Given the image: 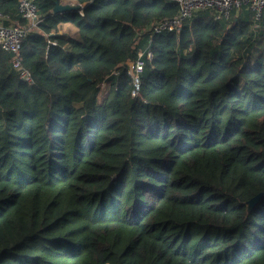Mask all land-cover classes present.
<instances>
[{"label":"trees","instance_id":"16d2710c","mask_svg":"<svg viewBox=\"0 0 264 264\" xmlns=\"http://www.w3.org/2000/svg\"><path fill=\"white\" fill-rule=\"evenodd\" d=\"M62 1L22 42L32 83L0 46V264H264V14L151 36L133 96L139 32L177 4Z\"/></svg>","mask_w":264,"mask_h":264},{"label":"built area","instance_id":"2783aa9c","mask_svg":"<svg viewBox=\"0 0 264 264\" xmlns=\"http://www.w3.org/2000/svg\"><path fill=\"white\" fill-rule=\"evenodd\" d=\"M177 4V13L174 16L155 19L147 23L140 32V38L144 40V47H140L138 55L134 59L126 62L125 68L132 77V95L136 96L140 91V75L143 72L145 58L153 57L151 50V36L166 33L167 31H179L189 18L198 16L203 12L211 13L216 20H231L234 15L251 10L253 12V22L256 29H260V23L264 14V0H168ZM17 12L29 24L21 23L13 18L9 13L0 11V46L11 53V63L17 68L21 77L29 83L33 82L32 72L23 65V53L21 51L22 42L29 30L42 20V14L38 0H17ZM82 13V11L80 10ZM49 44H56L57 40L48 41ZM112 73L118 74L119 70ZM105 85V81L102 86Z\"/></svg>","mask_w":264,"mask_h":264},{"label":"water","instance_id":"95a60500","mask_svg":"<svg viewBox=\"0 0 264 264\" xmlns=\"http://www.w3.org/2000/svg\"><path fill=\"white\" fill-rule=\"evenodd\" d=\"M79 7V5L77 4H68V3H63V2H57V4L54 6V11H66V10H70V9H77ZM264 195V192L261 191L259 193H257L256 195L252 196L251 198H249V207L251 208L253 205H255L260 198Z\"/></svg>","mask_w":264,"mask_h":264},{"label":"crops","instance_id":"0c3cea01","mask_svg":"<svg viewBox=\"0 0 264 264\" xmlns=\"http://www.w3.org/2000/svg\"><path fill=\"white\" fill-rule=\"evenodd\" d=\"M63 3H72V4H76L75 0H63ZM75 28L72 24H70L69 22H64L62 23L60 29H59V33L66 35L68 37L73 36V32H74Z\"/></svg>","mask_w":264,"mask_h":264}]
</instances>
